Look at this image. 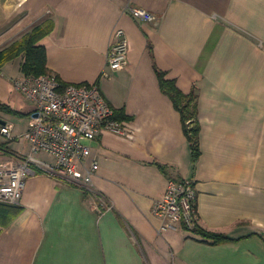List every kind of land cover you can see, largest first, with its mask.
I'll return each mask as SVG.
<instances>
[{
	"label": "crops",
	"instance_id": "crops-1",
	"mask_svg": "<svg viewBox=\"0 0 264 264\" xmlns=\"http://www.w3.org/2000/svg\"><path fill=\"white\" fill-rule=\"evenodd\" d=\"M23 11L11 40L49 23L37 43L47 74L68 85L97 84L126 136L89 143L90 185L46 174L30 177L19 208L0 223V264H264V0H7ZM142 8L152 23L133 20ZM124 30L129 64L107 68L113 35ZM11 32V30H10ZM12 33V32H11ZM14 41H10V45ZM20 57L0 71V134L17 159L29 152L32 103L14 91ZM108 75L103 76V73ZM157 72L184 94L195 91L199 158L192 162L181 115ZM48 163L52 160L40 156ZM193 180L197 228L161 231L153 212L169 180ZM1 204V203H0ZM3 204V203H2ZM10 222L8 225H5Z\"/></svg>",
	"mask_w": 264,
	"mask_h": 264
},
{
	"label": "built area",
	"instance_id": "built-area-1",
	"mask_svg": "<svg viewBox=\"0 0 264 264\" xmlns=\"http://www.w3.org/2000/svg\"><path fill=\"white\" fill-rule=\"evenodd\" d=\"M127 13L137 22L156 21L153 14L142 8H128ZM128 50L124 30L117 29L108 52L107 68L113 72L126 69ZM103 76L108 75L104 72ZM13 89L33 105L27 133L22 138L28 143L29 152L17 159H0V203L19 204L27 180L38 174L90 185L98 166L92 163L86 167L89 143L105 132L127 134L123 121L114 118V110L98 85H68L53 76L42 75L23 76L13 83ZM10 133V125L1 126L0 134L6 140L10 139ZM153 212L164 221L161 231L180 226L191 231L197 224L195 182L169 180Z\"/></svg>",
	"mask_w": 264,
	"mask_h": 264
},
{
	"label": "trees",
	"instance_id": "trees-1",
	"mask_svg": "<svg viewBox=\"0 0 264 264\" xmlns=\"http://www.w3.org/2000/svg\"><path fill=\"white\" fill-rule=\"evenodd\" d=\"M51 30L49 23L45 22L40 26L34 27L30 32L23 35L19 40L0 50V71L1 68L8 62L17 58H24L21 65V71L24 76H42L47 74L46 68V54L42 46L37 43L40 39L46 36ZM162 91L172 100L176 110L181 115L183 124V131L186 139L190 145L192 162L195 164L199 158V124L197 121L195 91L189 95H184L175 85L174 81L166 80L164 74L157 72ZM0 110L9 111L7 107L0 106ZM114 118L119 121H129L131 117L127 116L123 110H114ZM0 150L5 153H10L6 143H0ZM19 208L15 206H8L4 203L0 204V221L10 216H17ZM9 218V217H8ZM0 222V223H1ZM7 222L5 225H8ZM193 233L200 235L204 240L211 241L213 244L228 241V239L221 234H213L204 232L197 228H193Z\"/></svg>",
	"mask_w": 264,
	"mask_h": 264
},
{
	"label": "rangeland",
	"instance_id": "rangeland-1",
	"mask_svg": "<svg viewBox=\"0 0 264 264\" xmlns=\"http://www.w3.org/2000/svg\"><path fill=\"white\" fill-rule=\"evenodd\" d=\"M7 3V0H0V50L7 47L10 41H15L9 39L12 34V28L16 21L22 18L24 16L23 11H19V13L15 14H9L8 10H11L10 8H7L5 5ZM11 30V32H10ZM13 43V42H12ZM11 43V44H12Z\"/></svg>",
	"mask_w": 264,
	"mask_h": 264
},
{
	"label": "water",
	"instance_id": "water-1",
	"mask_svg": "<svg viewBox=\"0 0 264 264\" xmlns=\"http://www.w3.org/2000/svg\"><path fill=\"white\" fill-rule=\"evenodd\" d=\"M2 122L0 121V124H1Z\"/></svg>",
	"mask_w": 264,
	"mask_h": 264
}]
</instances>
